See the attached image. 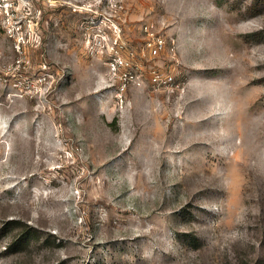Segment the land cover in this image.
I'll return each instance as SVG.
<instances>
[{"label":"rangeland","instance_id":"374dc122","mask_svg":"<svg viewBox=\"0 0 264 264\" xmlns=\"http://www.w3.org/2000/svg\"><path fill=\"white\" fill-rule=\"evenodd\" d=\"M36 21L0 30V264H264V0Z\"/></svg>","mask_w":264,"mask_h":264},{"label":"built area","instance_id":"2783aa9c","mask_svg":"<svg viewBox=\"0 0 264 264\" xmlns=\"http://www.w3.org/2000/svg\"><path fill=\"white\" fill-rule=\"evenodd\" d=\"M53 2L55 0H0V30L11 38L18 37L24 41L38 25L36 20L41 18L46 3ZM163 47V41L155 39V52Z\"/></svg>","mask_w":264,"mask_h":264}]
</instances>
